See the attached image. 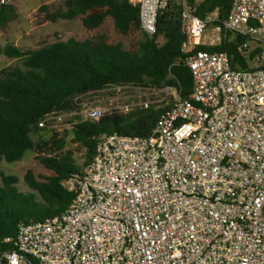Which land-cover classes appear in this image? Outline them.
I'll list each match as a JSON object with an SVG mask.
<instances>
[{"label": "built area", "instance_id": "1", "mask_svg": "<svg viewBox=\"0 0 264 264\" xmlns=\"http://www.w3.org/2000/svg\"><path fill=\"white\" fill-rule=\"evenodd\" d=\"M130 1L153 38L172 0ZM174 1L191 95L183 98L176 84L105 89L114 98L138 92L116 112H164L148 137L99 135L93 161L64 182L74 194L68 209L20 224L1 264H264V0H234L216 26L217 12L202 20L188 0ZM14 2L0 0V12ZM228 34L249 39L244 56L260 48L249 68H235L227 52L199 50ZM90 94L39 128L59 138L99 121L105 111L81 101Z\"/></svg>", "mask_w": 264, "mask_h": 264}, {"label": "trees", "instance_id": "2", "mask_svg": "<svg viewBox=\"0 0 264 264\" xmlns=\"http://www.w3.org/2000/svg\"><path fill=\"white\" fill-rule=\"evenodd\" d=\"M188 2L202 20L217 12V21L211 23L216 26L229 18L234 0ZM180 12V7L172 0L158 17L156 35L149 38L145 34V41L134 52L121 43L109 42L105 36L84 41L59 40L28 51L0 45V55L21 61V66L0 71V162L22 161L43 142V133L47 131L39 128L40 121L51 113L75 110L77 97L114 85L163 88L176 84L183 98H189L193 80L182 52L185 36L181 31ZM80 17L91 30L99 28L107 17L114 20L116 30L122 35L133 28L142 30L140 8L130 0H65V10L49 19L72 21ZM13 18V7H3L0 26L5 27ZM161 37L164 38L162 44L159 43ZM249 43L247 38L228 34L219 45L203 46L199 50L227 52L235 68L247 69L249 60L260 52L257 48L249 56L242 55L239 48ZM163 112V109L152 108L136 109L130 114H105L99 121L77 124L64 138L52 137L49 143L60 152L66 147L65 138L71 136L74 143L85 148L84 166H87L95 157L99 135L118 133L148 137ZM38 160L53 174L37 177L33 171H28L25 181L32 193L19 190L17 177L0 173L3 183L0 186V262L3 254L13 249L5 240L16 237L20 224L41 222L59 215L74 199V194L64 186L67 179L82 171L73 153L68 151L38 157Z\"/></svg>", "mask_w": 264, "mask_h": 264}, {"label": "rangeland", "instance_id": "3", "mask_svg": "<svg viewBox=\"0 0 264 264\" xmlns=\"http://www.w3.org/2000/svg\"><path fill=\"white\" fill-rule=\"evenodd\" d=\"M14 18L5 27L0 26V45L5 47L11 45L20 48L23 51L39 49L46 44H51L59 40L68 41L76 39L84 41L93 39L98 36H105L109 42L121 43L125 49L129 51H136L139 45L145 41L146 35L143 30L133 28L127 35L120 34L111 17H107L103 24L91 30L84 26L83 17L76 20H57L53 22L49 19L52 15L65 10V0H15L13 4ZM102 12V11H98ZM213 27H210L208 34L212 36ZM218 36V35H217ZM164 38L159 39L162 44ZM211 43V42H210ZM208 44L209 46H217L220 44L218 39L215 44ZM21 66V61L10 59L5 55H0V71L10 67ZM116 96L120 98L117 100L113 97L114 91L103 90L101 92L93 93L85 97L81 101H92L99 105L105 114H110L120 111L119 107L126 102H132L134 96L138 94L137 91H125ZM84 105L80 106L79 110H83ZM60 136L58 139L64 138ZM52 136L49 132L43 133V142L38 147L28 152L25 158L17 163L8 164L5 161L0 162V173L8 176H15L19 182L17 187L21 192L32 193L33 191L27 185L25 176L28 171H33L35 176L50 177L52 172L41 164L38 157L54 156L68 151L73 153V158L76 160L77 165L82 169L85 167L86 150L79 144L72 141V137L65 138L66 147L63 151L54 150L53 146L49 143ZM37 141L38 137H34ZM45 143H49L46 145ZM0 177V186H2Z\"/></svg>", "mask_w": 264, "mask_h": 264}]
</instances>
